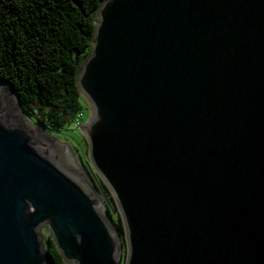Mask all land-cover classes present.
Instances as JSON below:
<instances>
[{
  "label": "water",
  "instance_id": "95a60500",
  "mask_svg": "<svg viewBox=\"0 0 264 264\" xmlns=\"http://www.w3.org/2000/svg\"><path fill=\"white\" fill-rule=\"evenodd\" d=\"M96 15L80 130L124 264H264V0H104ZM0 86V264H51L42 230L66 264H121L96 187Z\"/></svg>",
  "mask_w": 264,
  "mask_h": 264
},
{
  "label": "trees",
  "instance_id": "16d2710c",
  "mask_svg": "<svg viewBox=\"0 0 264 264\" xmlns=\"http://www.w3.org/2000/svg\"><path fill=\"white\" fill-rule=\"evenodd\" d=\"M103 1L0 0V83L27 119L48 134L66 124L75 127L83 116L78 71L91 54L95 14ZM109 209L106 217L124 244L122 220ZM45 246L51 264H66L51 237Z\"/></svg>",
  "mask_w": 264,
  "mask_h": 264
},
{
  "label": "rangeland",
  "instance_id": "374dc122",
  "mask_svg": "<svg viewBox=\"0 0 264 264\" xmlns=\"http://www.w3.org/2000/svg\"><path fill=\"white\" fill-rule=\"evenodd\" d=\"M95 21H97V15L96 14H95ZM78 77H79V74H78ZM79 94L82 97V99L84 100L85 104H84V108H83V116L80 117V120L78 121V123H76V126L70 127L66 124L65 127L63 129H61L60 131L55 132V133H50V134L47 133L48 135H45V136L47 138L55 140L58 145L67 146L70 153L72 154V157L76 159L77 163L79 164V166L83 170V172H84L83 174L87 178L89 184L90 185L92 184V186H94V188L96 187V192L102 198L103 216L106 217V211L109 209V206H110L109 204H112L116 210L118 218L121 219L120 212L116 206V203H115L113 196L111 195L110 191L108 190V188L106 187L104 182L101 180V178L98 176V174L93 173V167H92V164H91L89 157H88L89 144H88L86 137L84 136V134L80 130L81 127L85 124V122L91 117V111H90L89 103L85 100V98L82 96L80 91H79ZM20 116H21V114H20ZM21 118L23 119L22 116H21ZM27 122H28V124L24 120V123L29 128L33 129V127H30L31 125L29 126L30 121L27 120ZM96 179H98V181H100L106 187V189H107L106 195H102L100 189L97 187ZM107 195H108L109 200L107 198ZM41 235H42V242H43L44 248H46L45 242H46L47 238H49L51 236L46 230H42ZM126 252H127V248H126V244L124 242V244H122L121 251H120V254H121L120 261H122L123 257L126 258ZM124 262H125V259H124Z\"/></svg>",
  "mask_w": 264,
  "mask_h": 264
},
{
  "label": "built area",
  "instance_id": "2783aa9c",
  "mask_svg": "<svg viewBox=\"0 0 264 264\" xmlns=\"http://www.w3.org/2000/svg\"><path fill=\"white\" fill-rule=\"evenodd\" d=\"M93 173H94V171H93ZM96 184H97V187L100 189L102 195H106V192L102 190V187L100 186V184L98 182V179H96ZM107 198H108V195H107ZM108 200H109V198H108ZM109 205H110V210H111L112 214L115 215L116 211L113 208H111V204H109Z\"/></svg>",
  "mask_w": 264,
  "mask_h": 264
},
{
  "label": "bare ground",
  "instance_id": "6f19581e",
  "mask_svg": "<svg viewBox=\"0 0 264 264\" xmlns=\"http://www.w3.org/2000/svg\"><path fill=\"white\" fill-rule=\"evenodd\" d=\"M1 87V86H0ZM3 88V87H2ZM8 94H9V92H8V90L7 89H5V88H3ZM10 95V94H9ZM20 112V111H19ZM21 114V113H20ZM22 116V115H21ZM23 117V116H22ZM26 122V121H25ZM27 123V122H26ZM28 124V123H27ZM29 126H30V124H29ZM30 127H32V126H30ZM73 160H74V163H75V165L82 171V173H84L83 172V170L81 169V167L79 166V164L77 163V161H76V159L75 158H73ZM91 187H92V189H93V186H92V184H91ZM94 190V189H93Z\"/></svg>",
  "mask_w": 264,
  "mask_h": 264
}]
</instances>
